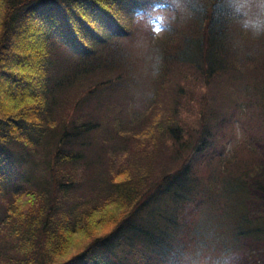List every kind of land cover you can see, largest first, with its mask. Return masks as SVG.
I'll list each match as a JSON object with an SVG mask.
<instances>
[{
	"label": "trees",
	"instance_id": "trees-1",
	"mask_svg": "<svg viewBox=\"0 0 264 264\" xmlns=\"http://www.w3.org/2000/svg\"><path fill=\"white\" fill-rule=\"evenodd\" d=\"M250 2L0 0V264H229L245 240L264 239V215L247 209L251 163L239 155L264 136V45L243 69L251 54L224 58L232 36L248 35ZM116 4L144 19L91 47L78 35L84 11ZM155 5L166 30L139 46L155 40ZM60 23L70 47L53 36ZM253 70L239 103L216 100V79Z\"/></svg>",
	"mask_w": 264,
	"mask_h": 264
},
{
	"label": "rangeland",
	"instance_id": "rangeland-1",
	"mask_svg": "<svg viewBox=\"0 0 264 264\" xmlns=\"http://www.w3.org/2000/svg\"><path fill=\"white\" fill-rule=\"evenodd\" d=\"M258 0H251L249 3V8L252 10V15L257 14V4ZM105 14H96L91 15L88 10L84 11V24L82 27H80L81 31L79 32V37H81L85 42L89 43L91 47H94L96 43H94L97 39L108 37L109 35H116L119 33V27L124 28H132L135 22L137 21V13H141L140 10L136 9L133 6L130 5H123V4H116V5H109L106 8ZM174 14H171V19L173 18ZM61 24V25H60ZM53 24L51 26V30L54 32L55 39H59L62 41L63 44H65L67 47H70L69 45V33L65 29L64 24ZM176 25V24H175ZM174 25V26H175ZM192 29L187 30V33L190 32ZM174 34L172 33L171 38L174 39ZM264 34L259 36H254L252 33L248 32V35L246 33H242L241 36L231 37V49H230V55L229 52L225 50L224 48V58L225 62L231 63L235 61V57L237 56H243L245 54H251L246 55L244 57L243 62L240 63L241 69H243V64H247L254 61L255 59H258L261 56L262 53V47L264 45ZM156 37L152 33V37H150L151 40H154ZM140 40V39H139ZM137 40V41H139ZM155 39L152 43V41L146 43L145 37H142L140 40L139 46H147L148 45H155L156 44ZM129 40L125 39L122 40L121 43L125 44L128 43ZM238 44V45H236ZM143 61H149V56L143 52ZM238 62V60H237ZM173 65V62L171 61V66ZM239 71V70H238ZM222 75V72L220 75H217L218 78H220ZM256 70H253V74L251 76H246L243 73H233L228 72L227 75L224 78L216 79L215 80V86L221 87L219 92L217 93V99L220 102L227 103L229 102V97H232L235 95L237 98V103H239L242 100V94L244 92V85L247 81L248 77H255ZM172 76V73H171ZM196 82L199 86L200 94L197 95V102L199 104L200 109L202 110L204 107V99L202 92V77L196 76ZM79 90L81 92V88L84 86L83 83L80 81L77 83ZM140 98L145 96V90H140L139 92ZM76 96H79L80 93L76 94L73 93ZM154 94L159 98L162 93L155 91ZM246 94L251 98L253 102H255L257 98V90L252 87L249 83H246ZM175 101V93L171 92V102ZM48 121H51L50 119H47ZM44 122V121H43ZM40 131L45 137L48 136L52 130L43 129V127L38 130ZM129 136V135H127ZM133 136V135H131ZM91 138H94V136H91ZM96 139H98V136H96ZM261 140H254L251 139V151L249 150H243L239 153V155L246 160L250 161L251 166L249 167V173H248V180L251 185V195H249V198L247 199V209L248 211L256 216H262L264 215V136L260 137ZM105 144V143H104ZM121 145V143L116 144ZM103 151V161L108 163V157L107 154L110 151V148L108 145H106V148ZM46 155L43 153L42 160H41V166L39 168L40 174H44L47 169V161L44 159ZM119 162H120V171L127 172L130 169L131 163L128 157L125 156V150L119 154ZM130 163L129 167L128 164ZM69 169L72 170V167ZM82 168L81 166L76 167V170L74 171L76 176H80ZM115 170H112L113 172ZM129 175V174H126ZM126 178V177H125ZM257 182L260 186H263V190H259V188L254 186V182ZM12 186L15 185L16 187V181L12 182ZM15 207L17 210H21L24 208V205H20L19 201L16 202ZM66 252H71V249L66 250ZM229 264H264V239L260 241H252V240H245L244 245L242 249L233 255L232 259H230Z\"/></svg>",
	"mask_w": 264,
	"mask_h": 264
},
{
	"label": "clouds",
	"instance_id": "clouds-1",
	"mask_svg": "<svg viewBox=\"0 0 264 264\" xmlns=\"http://www.w3.org/2000/svg\"><path fill=\"white\" fill-rule=\"evenodd\" d=\"M257 14L247 16L242 21V27L245 31L252 33L254 36L264 34V0H258ZM161 5H155L152 13L149 15L146 23L150 26L155 37H160L166 30V17L159 11ZM139 19H144L143 14L137 13Z\"/></svg>",
	"mask_w": 264,
	"mask_h": 264
},
{
	"label": "bare ground",
	"instance_id": "bare-ground-1",
	"mask_svg": "<svg viewBox=\"0 0 264 264\" xmlns=\"http://www.w3.org/2000/svg\"><path fill=\"white\" fill-rule=\"evenodd\" d=\"M3 110H4V108H3ZM3 110H1V111H3ZM1 111H0V112H1ZM95 231H96V229H95ZM97 231H99V230H97ZM100 231H101V230H100ZM94 233H96V234L98 233V234H99L100 232H94ZM86 237H87V236H86ZM97 237H98V236H97ZM85 240H87V239H85ZM241 243H242V242H241ZM90 244H91V243H90ZM94 244H95V243H94ZM89 246H90V245H89ZM90 247H92V246H90ZM240 248H241V247H240ZM85 251H87V250H85ZM83 252H84V251H83ZM85 255H86V254H85ZM224 255H225V254H224ZM224 255H223V257H225ZM87 256H88V255H87ZM219 256H221V253L219 254ZM217 257H218V256H217ZM82 258H83V256H82ZM86 258H87V257H86ZM215 258H216V257H215ZM218 258H221V257H218ZM82 261H83V259H82ZM219 261H221V259H219ZM214 262H215V261H214ZM212 263H213V262H212ZM212 263H211V264H212ZM224 263H225V262H224Z\"/></svg>",
	"mask_w": 264,
	"mask_h": 264
}]
</instances>
